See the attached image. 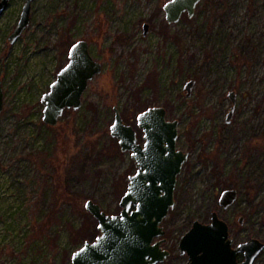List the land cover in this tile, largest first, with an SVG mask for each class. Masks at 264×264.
<instances>
[{"label":"rangeland","instance_id":"rangeland-1","mask_svg":"<svg viewBox=\"0 0 264 264\" xmlns=\"http://www.w3.org/2000/svg\"><path fill=\"white\" fill-rule=\"evenodd\" d=\"M25 1L11 0L0 15V264H71L98 235L85 202L120 212L136 168L110 136L113 107L138 143L137 115L163 107L178 121L177 149L188 153L161 224L169 256L158 264H186L180 238L213 212L234 246L264 243V0H201L174 24L163 11L169 0H32L29 25L11 43ZM78 40L102 71L80 109L50 127L40 98ZM229 188L237 201L220 208ZM254 264H264V250Z\"/></svg>","mask_w":264,"mask_h":264},{"label":"water","instance_id":"water-1","mask_svg":"<svg viewBox=\"0 0 264 264\" xmlns=\"http://www.w3.org/2000/svg\"><path fill=\"white\" fill-rule=\"evenodd\" d=\"M11 0H0V15ZM201 0H169L163 5L167 23H177L182 14L189 18L195 14ZM32 0L23 4L17 25L9 35L15 42L28 27ZM147 25H144V34ZM67 63L42 94V121L50 127L67 110L77 111L82 104V96L88 83L102 71V66L89 53L85 40L73 43L67 54ZM195 85L188 81L184 90L190 96ZM233 106L229 110L226 123L234 113L236 95L228 94ZM3 109V91L0 83V113ZM114 118L109 128L110 136L117 140L122 152L130 153L136 171L127 179V187L122 195L120 212L107 214L101 207L87 200L84 208L96 221L98 235L93 241H85L71 256V264H158L164 262L169 252L162 249L165 231L161 226L169 211L175 206L174 192L177 178L181 174L188 153L177 149L178 121L167 120L163 107H150L136 117L137 127L142 131L143 143L137 142L136 131L124 123L117 109L113 107ZM238 198L235 188L223 190L218 198V206L231 207ZM242 223V219H239ZM178 248L186 255V264H253L264 250V243L252 238L233 247L228 224L211 214L209 223L194 221L190 229L180 238ZM239 253L243 260L237 261Z\"/></svg>","mask_w":264,"mask_h":264},{"label":"flooded vegetation","instance_id":"flooded-vegetation-1","mask_svg":"<svg viewBox=\"0 0 264 264\" xmlns=\"http://www.w3.org/2000/svg\"><path fill=\"white\" fill-rule=\"evenodd\" d=\"M184 14H186V13H184ZM184 14H182V16H183ZM186 15H187V14H186ZM182 16H181V17H182ZM188 18H189V17H188ZM180 19H181V18H180ZM165 20H166V19H165ZM166 22H167V21H166ZM143 29H144V26H143ZM147 31H148V25H147ZM146 33H147V32H146ZM87 43H88V42H87ZM88 45H89V44H88ZM92 58H93V57H92ZM97 62H98V61H97ZM100 64H101V63H100ZM124 123H125V122H124ZM136 136H137V133H136ZM142 140H143V139H142ZM137 142H138V139H137ZM142 143H143V142H142ZM142 143H139V144H142ZM135 168H136V167H135ZM232 241H233V240H232ZM165 242H166V240H165L164 243L161 245L162 249H165V248H164V244H165ZM237 245H239V244H237ZM237 245H236V246H237ZM236 246L233 245V247H236ZM165 250H167V249H165ZM167 251H168V250H167ZM168 252H169V251H168ZM242 260H243V254H242V253H239L238 256H237V261H238V262H241ZM253 264H254V263H253Z\"/></svg>","mask_w":264,"mask_h":264}]
</instances>
